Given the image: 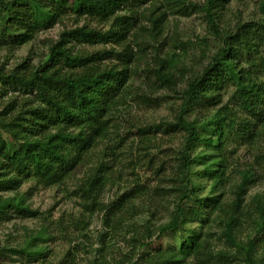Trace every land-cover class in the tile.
Masks as SVG:
<instances>
[{
  "label": "trees",
  "instance_id": "obj_1",
  "mask_svg": "<svg viewBox=\"0 0 264 264\" xmlns=\"http://www.w3.org/2000/svg\"><path fill=\"white\" fill-rule=\"evenodd\" d=\"M230 2L0 0L8 56L74 22L38 65L0 62V225L36 221L0 243V264H264V190L249 194L264 187V0L257 20L236 22ZM193 13L211 41L171 38L172 51L153 49L146 62L169 14ZM197 47L200 64L187 74L183 61ZM131 104L166 105L171 117L124 120ZM123 122L135 137L128 148ZM241 149L260 152L240 164ZM80 172L76 215L53 222L32 207V189L66 187ZM57 234L68 242L61 257L51 248ZM169 235L178 244L165 245Z\"/></svg>",
  "mask_w": 264,
  "mask_h": 264
},
{
  "label": "rangeland",
  "instance_id": "obj_2",
  "mask_svg": "<svg viewBox=\"0 0 264 264\" xmlns=\"http://www.w3.org/2000/svg\"><path fill=\"white\" fill-rule=\"evenodd\" d=\"M193 2H202V0H192ZM260 0H231L229 5V14L228 17L232 22L236 20L241 21H250L257 20L259 18L258 14V4ZM73 17H66L63 19V23L56 24L53 28L48 30L39 31L34 39L28 44L22 46L19 50L15 51L12 55L8 56L6 52H0V62L4 61L5 57L10 58V65L17 64L25 59H30L33 65H38L45 57L49 43L55 41L58 37V34L65 28H71L74 25L72 21ZM207 36L211 41V37L206 34L205 23L203 17L200 14L193 13L191 16L183 17L176 14H169L167 18L164 34L162 39L158 43L154 44V48H149L143 53V58L146 62H151L152 56L154 55L153 49H157V52L162 54L169 49L172 51L171 40L178 38L179 40L196 42L197 38ZM173 38V39H171ZM212 43V42H211ZM210 43V44H211ZM136 50V47H134ZM200 49L190 51L183 61V66L187 69V74L192 70L197 69L196 65L200 64ZM143 67V66H142ZM135 84L140 83V78H136ZM171 112L166 105H163L159 109H146L142 106L131 104L123 110L124 120L131 121L140 125L143 124H152L159 122L162 119L170 118ZM127 121V122H128ZM128 125L126 122L122 123V130L119 131V137L125 138L126 142L124 144L125 148H128L132 145V142L135 141V137L132 135H127ZM179 138L171 139V141H166L164 148L177 147L179 143ZM260 151H251L247 152L246 149L239 150L237 157L240 159V164L243 161H251L252 155L259 153ZM142 176V172L140 173ZM145 174V172H144ZM82 176V172L79 175L73 177L72 181L68 182L66 187H53L50 189L37 188L32 189L34 186L33 183H27L22 188V191L31 190V197L29 202L33 208H36L42 212L49 211L51 213V220L56 222L58 219L63 218L65 221L69 218L70 215H76L78 212V205L76 197L73 194L75 185L77 184L79 178ZM264 190V187L257 186L250 191V195H253L256 192H261ZM114 197V190L106 192L104 199L109 202ZM166 220L161 221L162 223ZM17 227H12L11 224L0 225V243L7 241L11 236L21 237L23 234V226L28 229H34L36 226L35 220H26L23 222L15 223ZM102 229L101 216H95L92 220V224L89 228V235L92 236V239L95 240L98 232ZM114 242L120 241L118 239L113 240ZM178 238L174 235H169L164 243L165 245H170L172 243L178 244ZM114 244V243H112ZM120 244V242H117ZM68 246L67 239L62 238V236L57 234L56 241L51 244L52 250H54L57 257H61L63 252ZM114 246V245H113ZM88 259V257H87ZM86 260V256L82 255L81 261ZM52 262V260H51ZM84 264V262H80ZM50 264V262H49Z\"/></svg>",
  "mask_w": 264,
  "mask_h": 264
}]
</instances>
